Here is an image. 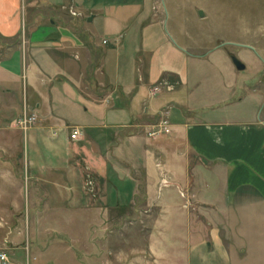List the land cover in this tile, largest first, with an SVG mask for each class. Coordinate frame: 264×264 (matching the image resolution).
<instances>
[{
  "label": "crops",
  "instance_id": "1",
  "mask_svg": "<svg viewBox=\"0 0 264 264\" xmlns=\"http://www.w3.org/2000/svg\"><path fill=\"white\" fill-rule=\"evenodd\" d=\"M164 13L159 0H0V231L14 264L36 227L78 225L99 227V259L105 226H137L121 264H264V96L243 118L231 52H200L184 14ZM23 110L25 131L11 124ZM162 116L169 132L148 136Z\"/></svg>",
  "mask_w": 264,
  "mask_h": 264
},
{
  "label": "rangeland",
  "instance_id": "2",
  "mask_svg": "<svg viewBox=\"0 0 264 264\" xmlns=\"http://www.w3.org/2000/svg\"><path fill=\"white\" fill-rule=\"evenodd\" d=\"M159 2L165 11V18L169 22L174 12L178 16L184 14L186 21H183V30L185 33H193V38L200 42V52L204 51V48L220 45V50L216 53H223L222 49L225 48L231 52V56L243 62L245 66L238 70V73L243 76V79L248 80V89H243V98L245 97L243 100V118H249L252 109L255 107L256 97L264 96V88L262 87V80L264 79V0H159ZM197 10H201V17L197 16ZM251 88H255L257 92ZM259 108L261 109V106L258 107L257 112L260 110ZM9 195L15 200L23 202L20 193L14 191ZM24 197L26 199V189H24ZM107 214L109 217L114 215L111 211H107ZM113 227L111 225L105 226L106 231L103 235L105 255L103 259L95 257L96 248L99 247L100 241L97 237L101 238V235L99 236L96 231L99 228L96 225L65 226L62 227L61 233H55L51 230V228H61L60 226L36 227L37 236L32 237L29 234V239L33 241L29 242L28 250L31 255L28 264H121L123 260L114 257L115 250L125 249L128 246V240L130 238L135 239L137 226L127 225L122 228L115 226L112 230ZM24 228L12 226L10 235L14 236L18 230ZM28 231L30 232V230ZM23 233H21L22 237L17 235L13 239L22 238V242L18 240L17 244H24L25 247ZM3 235L2 230L0 231V252H5L4 246L1 244ZM141 235L138 236L140 241ZM140 241L136 243L140 244ZM47 249L51 255H58L65 251L66 256L35 257L32 259L33 254L39 250ZM85 252L92 255L85 258ZM16 254L21 263L25 264L24 251L18 249ZM10 262L14 264L12 260ZM124 262L126 263V261Z\"/></svg>",
  "mask_w": 264,
  "mask_h": 264
},
{
  "label": "built area",
  "instance_id": "3",
  "mask_svg": "<svg viewBox=\"0 0 264 264\" xmlns=\"http://www.w3.org/2000/svg\"><path fill=\"white\" fill-rule=\"evenodd\" d=\"M163 113H165V111ZM34 120H35V115L33 113L23 110L17 118L12 120L11 124L19 128L20 130L25 131L30 125L33 124ZM167 132H169V124L167 123L165 117L162 116L159 118V120L156 123L152 124V126L146 132V134L148 136H153L158 133H167ZM78 133H79L78 129L73 128L69 133V137L71 139L75 138L76 135H78ZM167 183L168 180L166 177L161 176L159 178V186H165L167 185ZM0 227H4V222L1 219H0ZM0 264H11L9 257L4 252H0Z\"/></svg>",
  "mask_w": 264,
  "mask_h": 264
},
{
  "label": "water",
  "instance_id": "4",
  "mask_svg": "<svg viewBox=\"0 0 264 264\" xmlns=\"http://www.w3.org/2000/svg\"><path fill=\"white\" fill-rule=\"evenodd\" d=\"M196 14H197V16L201 17V15H202L201 10H197ZM231 62L233 63L234 67L237 70H241L244 68L243 63L241 61H239L237 58H235L234 56H231Z\"/></svg>",
  "mask_w": 264,
  "mask_h": 264
}]
</instances>
